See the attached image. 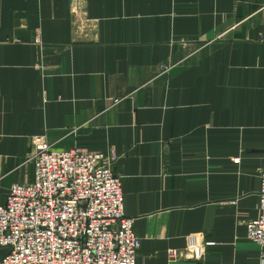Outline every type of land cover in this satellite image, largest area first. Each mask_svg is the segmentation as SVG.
Returning <instances> with one entry per match:
<instances>
[{
    "label": "crops",
    "instance_id": "obj_1",
    "mask_svg": "<svg viewBox=\"0 0 264 264\" xmlns=\"http://www.w3.org/2000/svg\"><path fill=\"white\" fill-rule=\"evenodd\" d=\"M263 31L264 0H0V204L43 137L115 157L136 264H264Z\"/></svg>",
    "mask_w": 264,
    "mask_h": 264
},
{
    "label": "built area",
    "instance_id": "obj_2",
    "mask_svg": "<svg viewBox=\"0 0 264 264\" xmlns=\"http://www.w3.org/2000/svg\"><path fill=\"white\" fill-rule=\"evenodd\" d=\"M264 42V31L259 37ZM25 161L33 180L14 184L0 204L3 264H136L140 239L123 213V177L115 157L80 148L52 149L43 137ZM258 216L247 240L264 248V158ZM178 251H170L174 258Z\"/></svg>",
    "mask_w": 264,
    "mask_h": 264
}]
</instances>
